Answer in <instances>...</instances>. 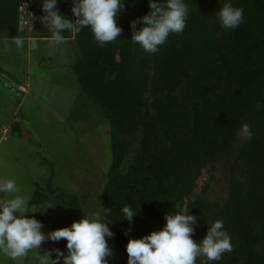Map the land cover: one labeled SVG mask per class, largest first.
Returning <instances> with one entry per match:
<instances>
[{
  "label": "rangeland",
  "instance_id": "rangeland-1",
  "mask_svg": "<svg viewBox=\"0 0 264 264\" xmlns=\"http://www.w3.org/2000/svg\"><path fill=\"white\" fill-rule=\"evenodd\" d=\"M229 2L232 1L186 0L189 7L186 27L182 33L171 34L183 40L185 45V50L180 53L182 57L179 56L180 60L176 64L170 61L167 54L163 61H158L155 57L157 53H147L131 41L127 46L128 57L125 60L127 75L124 83L125 87L130 85L126 91L127 97L129 94L128 100L135 97L132 93L140 94L142 100L148 101L150 105L161 100L149 109L151 117L157 121L161 117L156 115V107L162 109L171 101L179 104L177 99L182 93L183 83H178V73L183 71L185 65H189L192 57L198 60L192 64L194 67L191 69L196 73L199 61L205 65L206 59L212 57L214 62L221 63L220 55L214 52L212 41L216 33L215 26L227 30L221 26L216 13ZM0 3L3 4L2 0ZM126 20V17L119 15L117 25L121 27ZM45 28L47 34H52ZM18 32L23 38H26L25 33L32 34L27 37H35L34 33L40 34L36 30L20 32L19 24ZM41 33L45 34L44 31ZM10 38L9 32H0V177L15 179L21 193L31 195L32 205L37 212L29 215L37 220L50 218L52 231L70 227L73 222L84 218L86 213L103 212L105 209L103 194L114 160L111 123L78 80L75 69L82 58L80 48L69 43L53 48L48 38L37 39L39 47L35 50L27 39L24 40L23 48H18L15 39ZM164 49V45L160 47V50ZM119 54L118 51L114 52L110 59L118 67L122 65ZM198 54L200 60L196 56ZM111 80H115V77L109 72L106 82ZM240 106H248L252 111L255 121L243 125L251 127V140H254L258 137L255 127L264 116V81L235 104L217 102L211 113L218 118L231 117ZM119 107L118 112L123 114L121 118L124 121L121 139L127 142L121 172L131 177L132 166L141 148L143 127L141 119L125 114L122 104ZM162 131L163 127L158 124L154 133L159 135ZM251 140H243L237 135L227 152L219 149L210 154L209 149L210 155L204 157L206 160L194 183L192 195L176 205L177 211L188 212L192 202L205 201V206H198L199 217L193 225V239L197 242L207 235V229L213 222H224V228L233 244V251L227 253L229 261L224 264H245L247 259L240 254L242 250L248 254L254 251L264 258L263 222H253L255 230L250 235L249 244L241 237L245 227H234L257 196L250 188L255 181L252 166L240 158ZM189 149L199 151L201 145L193 143ZM231 192H235L236 196H230ZM38 205H41V211ZM149 210L143 211L137 226L141 237L163 228L159 219L145 226L151 215ZM108 226L114 233V237L108 241L112 245L116 240V232L112 223ZM126 231L128 234H123V237L127 242L130 238L137 239L138 231L135 230V235L130 230ZM65 246L66 241L62 240L40 246V249L57 247L66 251ZM124 255L127 261V254ZM115 257L114 254L109 264H114ZM23 261L19 262L22 264ZM17 263L0 256V264ZM197 264H200V259Z\"/></svg>",
  "mask_w": 264,
  "mask_h": 264
},
{
  "label": "trees",
  "instance_id": "trees-1",
  "mask_svg": "<svg viewBox=\"0 0 264 264\" xmlns=\"http://www.w3.org/2000/svg\"><path fill=\"white\" fill-rule=\"evenodd\" d=\"M22 1L35 5L38 14L35 30L40 33H34L35 37L52 38V34H47L45 26L40 23V17L44 15L40 0H2L0 32H9L14 39L20 37L18 6ZM231 1L234 7L244 9V21L234 30L224 31L215 26L216 33L212 46L214 52L220 55L221 63L214 62L212 57L206 59L205 65L203 61H199L196 73L191 69L197 59L192 57L189 65H185L188 67L184 66L183 71L178 73L177 81L183 83L182 93L177 99L179 104L171 101L162 109L156 107L155 113L161 117L159 121L151 117L149 109L161 100L150 105L137 93H132L135 97L128 100L129 94L127 97L126 91L130 85L125 87L124 83L127 75L125 61L128 57L127 46L132 38L130 24L131 21L137 20V29L142 26L138 18L148 13V0H125L124 11L120 15L127 20L121 26L122 36L114 42L100 45L87 28L75 36L74 40L82 53V58L75 69L78 80L111 123V148L114 160L109 169L108 184L102 203L105 209H111L109 220L116 232V240L111 245L116 255L114 264H127L124 258L127 241L123 234L126 230L137 234L135 230L138 231L137 226L143 211L151 209L145 226L151 225L150 222L156 219L161 220L164 226L165 216L179 212L176 205L192 195L194 183L201 173V167L206 160L204 157L208 156L209 149L210 154L216 153L219 149L227 152L242 125L255 121L248 106L238 107L231 117L218 118L211 113L217 102L235 104L264 81V0ZM58 8L70 20L75 19L71 12V0H59ZM63 35L65 39L73 37L67 32ZM164 46L166 49L159 50L156 59L163 61L167 54L170 61L176 64L180 60L179 56L182 57L181 51L185 50L183 40L170 35ZM116 51L120 53L122 62L119 67L114 60L110 61ZM196 56L201 59L199 54ZM109 72L115 80L106 82ZM121 104L125 107V114L129 113L141 119L143 127L141 148L132 166L131 177L121 172L127 147L126 139H121L124 122L121 118L123 114L118 112ZM261 120L255 127L258 137L251 140L240 154V158H244L246 163L252 166L255 181L250 188L251 192L257 195L253 198L252 205L243 212L234 225L236 228L245 227L241 237L247 244L251 242L250 235L255 230L253 222L261 221L264 226V116ZM158 124L163 127L159 135L154 133ZM193 143L201 145V149L191 151L189 147ZM230 196L235 197L236 193L231 192ZM201 204L206 205L205 201H200L192 202L189 206L187 214L195 216L196 221L199 217L198 206ZM125 205H132L137 211L131 222L121 220L120 212ZM132 224L134 226H131ZM138 238H141L139 231ZM240 254L245 255L244 259H247L245 264H264V258L254 251L248 254L242 250ZM228 258V254L225 253L221 260L214 264H224L229 261Z\"/></svg>",
  "mask_w": 264,
  "mask_h": 264
},
{
  "label": "clouds",
  "instance_id": "clouds-1",
  "mask_svg": "<svg viewBox=\"0 0 264 264\" xmlns=\"http://www.w3.org/2000/svg\"><path fill=\"white\" fill-rule=\"evenodd\" d=\"M125 0H71L74 20L62 14L59 0H40V23L52 33L50 47L65 41L64 33L78 35L85 28L90 29L94 39L104 45L117 40L122 28L117 17L124 11ZM22 9L27 3L21 2ZM149 11L138 18L142 25L137 29V20L131 21L133 44L145 52L155 54L171 34L182 33L189 16L186 0H148ZM224 29L234 30L244 21V9L225 3L216 13ZM18 48L25 41L15 39ZM39 47L32 39L31 48ZM261 107V105H257ZM239 138L251 140L253 132L247 124L237 132ZM37 210L32 197L21 193L15 179L0 177V256L12 262H19L29 253L36 252L48 241H66V251L54 247L47 251L41 264H109L114 257V248L109 240L114 237L108 224L111 209L103 212H88L84 218L63 227L44 233L43 225L33 215ZM188 212H177L165 216L166 223L161 230L152 231L141 238H130L125 246L127 264H213L219 262L225 253L233 251L232 239L224 228V222L217 220L207 229V235L199 242L193 239L196 217ZM137 211L132 205L122 207L120 215L129 222ZM127 235V231L124 232ZM106 237L108 239H106ZM54 257V258H53Z\"/></svg>",
  "mask_w": 264,
  "mask_h": 264
},
{
  "label": "built area",
  "instance_id": "built-area-1",
  "mask_svg": "<svg viewBox=\"0 0 264 264\" xmlns=\"http://www.w3.org/2000/svg\"><path fill=\"white\" fill-rule=\"evenodd\" d=\"M23 3H27L28 7L27 9H22L21 6V2L18 6V24H19V31L23 32L25 30H29L30 32H34L36 29V25H37V20H38V14L36 12L35 9V5L28 2V1H22ZM43 227L41 229L42 232L44 233H48L51 232V225L50 223V218H40L38 219ZM52 242L48 241L44 244L41 245V247H44L45 245H48ZM53 244V243H52Z\"/></svg>",
  "mask_w": 264,
  "mask_h": 264
},
{
  "label": "crops",
  "instance_id": "crops-1",
  "mask_svg": "<svg viewBox=\"0 0 264 264\" xmlns=\"http://www.w3.org/2000/svg\"><path fill=\"white\" fill-rule=\"evenodd\" d=\"M22 34V33H21ZM26 34V38H23L24 36H21L20 35V37H18V38H21V39H23V40H26L27 39V41L29 42V43H31V41H32V39H47V38H36V37H27V35H32V34H28V33H25ZM17 39V38H16ZM49 39V38H48ZM51 39V38H50ZM75 36H73L71 39H65V41H64V43H69L71 46H75V47H77L78 48V45L76 44V42H75ZM75 73V72H74ZM22 85V84H21ZM21 85H19L18 87H20ZM19 92V91H18ZM41 205H38V210H42L41 208ZM50 250V248H48V249H40L39 248V250H37L36 252H33V253H29V255L26 257V258H24V261L22 262V264H30V263H33V264H41V260H42V258H43V256H44V254L47 252V251H49ZM54 258V257H53ZM20 262H18L17 264H19ZM21 264V263H20Z\"/></svg>",
  "mask_w": 264,
  "mask_h": 264
}]
</instances>
